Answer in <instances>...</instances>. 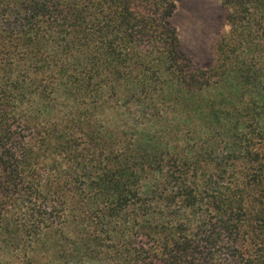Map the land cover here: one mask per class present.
<instances>
[{
    "label": "trees",
    "instance_id": "trees-1",
    "mask_svg": "<svg viewBox=\"0 0 264 264\" xmlns=\"http://www.w3.org/2000/svg\"><path fill=\"white\" fill-rule=\"evenodd\" d=\"M175 7L0 0V264H264V0Z\"/></svg>",
    "mask_w": 264,
    "mask_h": 264
},
{
    "label": "rangeland",
    "instance_id": "rangeland-1",
    "mask_svg": "<svg viewBox=\"0 0 264 264\" xmlns=\"http://www.w3.org/2000/svg\"><path fill=\"white\" fill-rule=\"evenodd\" d=\"M169 23L176 29L179 49L196 67L213 62V46L224 25L222 0H175Z\"/></svg>",
    "mask_w": 264,
    "mask_h": 264
}]
</instances>
